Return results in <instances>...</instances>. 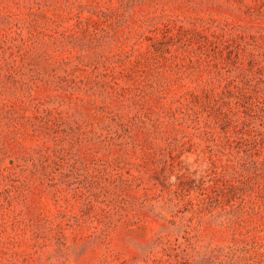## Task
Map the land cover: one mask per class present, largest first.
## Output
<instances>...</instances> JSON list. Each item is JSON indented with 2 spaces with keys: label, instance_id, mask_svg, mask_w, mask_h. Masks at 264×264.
<instances>
[{
  "label": "rangeland",
  "instance_id": "1",
  "mask_svg": "<svg viewBox=\"0 0 264 264\" xmlns=\"http://www.w3.org/2000/svg\"><path fill=\"white\" fill-rule=\"evenodd\" d=\"M0 264H264V0H0Z\"/></svg>",
  "mask_w": 264,
  "mask_h": 264
}]
</instances>
